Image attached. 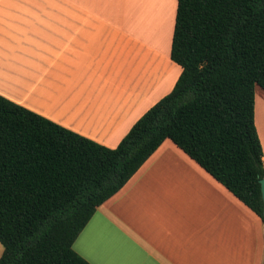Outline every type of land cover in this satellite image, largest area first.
Returning <instances> with one entry per match:
<instances>
[{
    "label": "crops",
    "instance_id": "obj_1",
    "mask_svg": "<svg viewBox=\"0 0 264 264\" xmlns=\"http://www.w3.org/2000/svg\"><path fill=\"white\" fill-rule=\"evenodd\" d=\"M176 7L0 0V95L116 147L181 72L170 58ZM254 121L264 161V101L256 96ZM73 248L91 264H264V223L166 138L97 207Z\"/></svg>",
    "mask_w": 264,
    "mask_h": 264
},
{
    "label": "trees",
    "instance_id": "obj_2",
    "mask_svg": "<svg viewBox=\"0 0 264 264\" xmlns=\"http://www.w3.org/2000/svg\"><path fill=\"white\" fill-rule=\"evenodd\" d=\"M170 58L173 88L113 148L0 95V264H91L75 239L166 138L264 223V0H177Z\"/></svg>",
    "mask_w": 264,
    "mask_h": 264
},
{
    "label": "rangeland",
    "instance_id": "obj_3",
    "mask_svg": "<svg viewBox=\"0 0 264 264\" xmlns=\"http://www.w3.org/2000/svg\"><path fill=\"white\" fill-rule=\"evenodd\" d=\"M255 96H256L257 101L259 103L260 102L262 103V101H264V98H262V96H264V91L258 86H256V88H255ZM2 252H3V246L1 245V254H2Z\"/></svg>",
    "mask_w": 264,
    "mask_h": 264
},
{
    "label": "water",
    "instance_id": "obj_4",
    "mask_svg": "<svg viewBox=\"0 0 264 264\" xmlns=\"http://www.w3.org/2000/svg\"><path fill=\"white\" fill-rule=\"evenodd\" d=\"M260 189H261V196L263 201V215H264V177L260 179Z\"/></svg>",
    "mask_w": 264,
    "mask_h": 264
},
{
    "label": "bare ground",
    "instance_id": "obj_5",
    "mask_svg": "<svg viewBox=\"0 0 264 264\" xmlns=\"http://www.w3.org/2000/svg\"><path fill=\"white\" fill-rule=\"evenodd\" d=\"M139 17H140V15L138 14V15H137V18H138V19H137V22H138V20L140 19ZM140 21H141V20H140ZM139 24H140V22H139Z\"/></svg>",
    "mask_w": 264,
    "mask_h": 264
}]
</instances>
